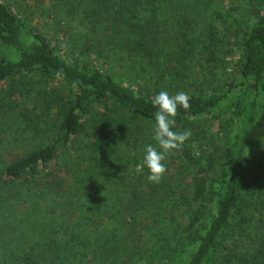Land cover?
<instances>
[{"label":"trees","instance_id":"obj_1","mask_svg":"<svg viewBox=\"0 0 264 264\" xmlns=\"http://www.w3.org/2000/svg\"><path fill=\"white\" fill-rule=\"evenodd\" d=\"M263 4L0 0V264H264ZM161 90L192 135L156 184Z\"/></svg>","mask_w":264,"mask_h":264},{"label":"clouds","instance_id":"obj_2","mask_svg":"<svg viewBox=\"0 0 264 264\" xmlns=\"http://www.w3.org/2000/svg\"><path fill=\"white\" fill-rule=\"evenodd\" d=\"M151 103L157 109L154 113L155 123L152 129L155 145L148 144L145 146L142 164L137 165V168H147L149 172L148 181L158 184L167 172L165 161L174 151L179 150L192 135L190 129L174 130L178 108L187 110L190 103L186 93L177 92L170 95L165 90L154 95Z\"/></svg>","mask_w":264,"mask_h":264},{"label":"rangeland","instance_id":"obj_3","mask_svg":"<svg viewBox=\"0 0 264 264\" xmlns=\"http://www.w3.org/2000/svg\"><path fill=\"white\" fill-rule=\"evenodd\" d=\"M261 12L264 13V4L261 6ZM48 24H42V27L44 31H48L51 35H56L59 34V32L56 31L55 29V24L54 20L50 19ZM50 26V28H49ZM69 26V24H68ZM236 50H233V53L228 56V71L231 73V77H237V72H238V61L240 59V56L242 55V47L237 46L235 48ZM8 87V85H7ZM1 89V88H0ZM259 147L261 148L260 142L257 143ZM256 149V147H254ZM217 176V175H216ZM260 197L258 198V210L256 212L257 218L254 226L250 230V235L247 236L245 239H241L240 246H237L239 250H245L248 248L253 249L256 246V243L253 242L255 241L258 237L263 235V227H264V186L261 189L260 192ZM188 253H185L183 256L180 257V260L177 261V264H183V262L186 260V257L188 256Z\"/></svg>","mask_w":264,"mask_h":264}]
</instances>
